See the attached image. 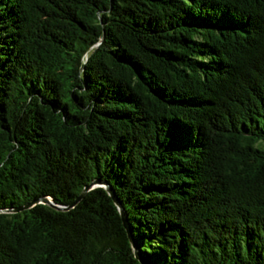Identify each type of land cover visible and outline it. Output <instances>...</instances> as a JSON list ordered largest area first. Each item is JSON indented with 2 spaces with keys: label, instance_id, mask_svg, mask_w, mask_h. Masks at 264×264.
<instances>
[{
  "label": "trees",
  "instance_id": "trees-1",
  "mask_svg": "<svg viewBox=\"0 0 264 264\" xmlns=\"http://www.w3.org/2000/svg\"><path fill=\"white\" fill-rule=\"evenodd\" d=\"M0 264H264V0H0Z\"/></svg>",
  "mask_w": 264,
  "mask_h": 264
},
{
  "label": "water",
  "instance_id": "water-1",
  "mask_svg": "<svg viewBox=\"0 0 264 264\" xmlns=\"http://www.w3.org/2000/svg\"><path fill=\"white\" fill-rule=\"evenodd\" d=\"M98 185H104L107 190L109 191L110 195L113 197L117 207L119 208L120 210V213H121V216H122V219L124 221V224L130 234V229H129V225H128V222H127V216H126V213H125V210H124V207L122 206V204L120 203V201L118 200V198L116 197L115 193H114V190L106 183H101L100 181H95L93 182L92 184L88 185L84 191L82 192V194L69 206H61V205H57L56 203L53 202L52 199L50 198H43L42 200H37V201H34L32 203H30L27 207H30V206H33L34 204H36L37 202H44V203H49L51 205H53L54 207L58 208V209H70L71 207H74L83 197L84 195L94 186H98Z\"/></svg>",
  "mask_w": 264,
  "mask_h": 264
}]
</instances>
